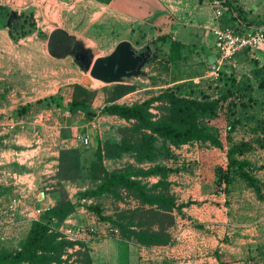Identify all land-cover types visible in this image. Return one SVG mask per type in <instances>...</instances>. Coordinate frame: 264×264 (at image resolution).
Listing matches in <instances>:
<instances>
[{"label": "rangeland", "instance_id": "rangeland-1", "mask_svg": "<svg viewBox=\"0 0 264 264\" xmlns=\"http://www.w3.org/2000/svg\"><path fill=\"white\" fill-rule=\"evenodd\" d=\"M164 5L165 2L161 0H115V2L111 3L112 7H110L109 4L99 0H47V4L44 3L41 7L35 6L38 11L34 17L37 26L44 33V36L38 35L37 32H32L24 36V38H20L16 40V42H12L11 45L15 47L7 48L6 46L0 45V54H2V56L3 54L5 56L8 53L7 51H23L24 48L22 47H25L27 51L39 56L42 52L46 50L48 51L46 48L47 36L49 32L55 28H60L67 34L74 36L83 48V53L79 55L80 57L67 54V56L64 55L66 57L62 56L63 59H53L55 62L52 63V61H50L46 63L43 66L44 68H38L37 72L32 76H29V74H26L24 71H22L23 68L21 64L17 65V70L12 72L13 69H11L9 74H5L1 68L0 100L5 106H0V117H3L4 120L7 121L6 124L1 126H3V128L8 131V124L13 121L16 123L15 127L25 130L26 124L20 123L18 125L14 119L26 115H18L17 108L19 105L14 106L15 103L11 101L12 99H17L20 97V95H22V92L19 93V90L23 91L27 88L34 87L35 89H41L42 91L46 90V92H48L53 89V86H56L54 83L55 81H59L62 78H64L65 82L75 80V83H66V85L60 87V91L64 92V96L68 98L66 102H64V96L61 95V93L56 92V94H54L61 98V105H53V107L59 108L66 105L64 108H68L75 84H80L86 89L94 92V95L90 101V105L91 109L97 113L92 118L99 116V119L93 120L95 132L94 134L90 133L92 138L90 137L91 140H89L87 145H82L79 140V150L84 156V163L87 164L97 143L102 144L106 140H116V136L120 137L119 129L131 125L130 121H120L118 118L111 117L110 115L113 114L99 113V110L103 107V105L111 101L119 105H129L135 102L143 101L152 96H156L160 92L168 90L170 88L168 85L169 80L175 79L174 75L170 78L168 70L163 68V65L165 67V64L163 63L158 64V66L155 63L153 68L149 66L148 72H152L153 69L156 71L153 79L149 77L148 80L137 79V81H134L138 82L135 83V85L123 83L129 81L131 82L133 78H127L126 81L123 79L120 81L121 83L112 82L110 85H106V82L91 77L89 73L90 66L95 58L110 54L115 49L116 45L123 40L130 42L134 49H139L144 45H147V47L151 48L154 52L157 51L155 49V45L152 44V40L157 32V26H154L153 21H150L152 19L151 13L153 12L152 10L154 8H160ZM2 62H7L9 64L12 61L8 59H2ZM37 63L40 64L39 62ZM55 65L57 66L54 67ZM10 67H12V63ZM241 69L244 70V67H241ZM241 69L235 68V73L238 74L239 70L241 73ZM158 70H162V74L161 72H158ZM83 77H88L89 82L84 83L82 81ZM117 84L131 86V89L120 92V94L117 96L114 93L116 88L115 86ZM68 85H72L73 87L72 93L70 94L65 88ZM143 88L145 90H143ZM259 93L260 91L257 90L256 94L258 95H253V101L252 99L245 100L247 102L245 104H249L251 106V109L254 110L252 114L257 115L258 119L264 117V100L261 101L262 98L260 97ZM31 94L36 95L35 90L32 91ZM194 95L200 97L202 92H198ZM214 95L218 96L217 93ZM163 106H166V104L162 100H157L151 104L150 110L152 109L154 111L155 116H160L164 113ZM40 108L46 107H33L31 109ZM239 108L240 107L238 105L237 109ZM57 110L59 111L60 109ZM31 115L33 114H29L27 116ZM200 122L205 126H212L210 125L211 123L209 118H202ZM227 123L225 122L222 125H220V123L217 121L212 123L218 130V135L223 142V150L225 152L230 142V140L227 138L228 135L229 138H231V141H240L241 139H244V137L249 136H252V138L256 137V134H253L250 131L251 128H249V126L241 128L242 132L240 133H238L239 129H236V127L235 130H233L231 133H228L226 130L228 127ZM33 125L39 130V128L34 123ZM105 126H109L108 129L104 128ZM26 129L32 137L31 127ZM43 133L45 132H41L39 130V135L42 138L41 140L44 138ZM257 134H259L257 136L261 138L263 146H260L258 143L254 142L255 151L252 150V152L248 153L250 157L252 156L256 164L259 162L264 163V133ZM260 134L263 136H260ZM75 138L76 140L78 139L77 135ZM33 140L34 139H32L33 145L28 147L29 149L33 147L37 148L35 147ZM194 146L198 149H210V147H214L215 145L208 141H197L195 145L188 144L186 147L185 145H181L179 147L172 146L169 147V149L172 153L175 151V149H177L175 151L177 152L175 153L177 156V161L184 162V160H182L183 157L180 155L181 153L178 150L183 149L184 151L185 148ZM8 147H11V143H9L7 138L4 143L0 144V156L2 154H5V156L8 154L14 157L12 159L14 160L16 152L25 154V149H10ZM37 153L38 152L30 153V159H34ZM221 156L223 161L222 164H225L226 160L223 159V155ZM127 157L128 156L125 155V160L123 161H121L122 158H118L119 160L113 164H109L105 161L109 160V158H103L104 161L102 160V163L107 170H111L113 167L116 168L121 165L126 166L128 164H132L128 162L129 158ZM10 164L18 165L20 163L16 161L0 159V167L9 166ZM23 164H25V162L20 165ZM133 164L136 167L148 168L154 165V162L137 163L135 160H133ZM31 169L30 171L32 172L33 169ZM258 170L261 169H255L254 174L257 176V178H259V180L264 179V169L261 171ZM14 172L17 174L30 173L10 170H6L4 172L2 170L0 171V249L18 248L29 230L31 221L39 217L35 214V209L38 206H47L46 204L43 205L40 203V199L42 198L43 192H45V187L47 185L44 184L35 187V180L32 175L31 180L33 185L31 184V186L16 182L11 176V174ZM85 174L86 173L82 171L81 177L79 179L72 180L75 185L65 183L64 186H59L56 189L59 192V196H66L67 198L76 201L82 197L81 193L84 192V190L94 189L98 182L85 178ZM207 177H209V175H204L203 178L207 179ZM142 179L144 180V178ZM82 187H85V189H79ZM227 188L228 187L225 189L227 190ZM122 192L121 197H115L109 193L93 196L94 199H92L91 202H84L83 204L87 212L90 213L88 215L93 216L94 222L93 225L85 223L82 228L86 229L90 226H93L96 231L95 234H92L93 236H85V240H90V242L94 244V255L97 257L100 256L101 252H103V254L106 252V257L110 263H114L117 260L118 253H120L121 250L123 251L124 248H120L118 243L119 240L122 239L120 232L116 234L111 230V228L116 225H114L107 218H115L117 213L121 210H131V204L128 201L129 198ZM230 192H232V194H226L230 196V200H228V203H226L228 204V210L226 213L228 219L225 225L226 228L224 231V236L221 240L223 243L222 248L224 250V255L222 258L223 261H219L218 258L214 259L215 255L213 252V254H211L210 260L205 264H264V197H260L252 188L246 186L245 182L240 179L234 180L230 188ZM173 193L176 192L174 191ZM262 193H264V186L262 187ZM14 197H20V202L15 211L11 212L7 209V205ZM175 203L177 205H175L174 209H172V211L176 212L175 216L177 219L176 226H173L174 228L172 229L174 239L177 238V235H180L181 231H184L185 237H189L191 233L194 232L199 233L201 230L199 224H195L193 221L183 218L179 211L180 203H178V201ZM89 206L98 207L100 213L97 214L94 210L92 211L89 209ZM136 208L139 209L137 217L149 219H153V217H155L151 213L145 212L146 208H148L147 206H138ZM172 216L174 219L173 214ZM65 228L66 226L61 228L53 225L52 231L59 233V238H63L68 241L81 242L82 244L75 243L73 246H67L62 253L61 258L63 262L60 264H77L79 260L78 258L81 257V254L86 250L88 251V247L83 245L84 240L79 237V234L81 233L87 235L89 233L88 230L79 231L78 229L76 231L69 229L66 232ZM196 241L199 242V239ZM100 244H104V248H98ZM238 247L240 248V251L236 253L235 257H232L231 255L234 254V250L238 249ZM210 250L213 251L214 249L210 248ZM196 251V260H199V258H201L199 255L200 250L197 248ZM79 252H81V254ZM134 252L139 254L138 249L134 250Z\"/></svg>", "mask_w": 264, "mask_h": 264}, {"label": "crops", "instance_id": "crops-1", "mask_svg": "<svg viewBox=\"0 0 264 264\" xmlns=\"http://www.w3.org/2000/svg\"><path fill=\"white\" fill-rule=\"evenodd\" d=\"M161 1L165 2V5L160 8H154L152 10L153 12L151 13L152 19L150 21H153V25L157 26V32L153 40L159 35L167 34L169 35L170 39L181 42L184 46L183 58L174 64L166 63L165 54L167 53L169 47L168 42L152 43L155 45V49L157 50L155 52L151 48H147V45H144L137 50L139 52H148L150 58L147 59V62L142 67L141 74L132 76L133 80H131V82H123L124 84L127 83L130 85H135V83H138L134 82L137 81V79H153L156 71L153 69L152 72H148L149 66L153 68L155 63L157 66L158 64L163 63L165 64V67L163 65V68L168 70L170 78L173 75L175 77V79L169 80L168 85L170 88L168 90L179 92L181 95H194L198 92H202V94H207L210 97H216L214 94H219L220 89L224 84L223 80L220 79L219 76H222L224 73L226 75H235L237 81L245 79L244 77L249 78L254 87L252 97L258 95L256 94V91L258 90L256 89L257 82L255 79H253L252 71L254 70L255 61H257L259 67L264 65V47L262 49L241 51L233 58L224 60L218 66L215 72L211 70L209 63L213 62L216 57L214 34L211 25L214 17V9L219 6L218 0ZM229 1L239 8V14L242 18L231 21V25L236 26L240 31L244 32L264 26V0ZM112 2H115V0H110L106 4H109V6L112 7ZM44 3L47 4V0H0V5L6 6L12 11L20 12L23 10H31L33 11L34 15L38 11L36 7H41ZM233 15L236 16V12H234ZM224 20V16L222 15L219 19V23L224 25ZM12 42H16V40H12L10 38L8 34V28L0 26V45L6 46L7 48L15 47L11 45ZM22 48H24L23 51H7L8 53L5 56L4 54L3 56L0 54V70L2 68V71L5 72V74H9L11 69H13V72L14 70L18 69L17 65L21 64L23 68L22 71H24L26 74H29V76H32L37 72L38 68L43 67L46 63L50 61H52V63L55 62L53 59H63L62 56L56 58L57 56L51 55L47 50L38 56L30 51H27L25 47ZM2 59L11 60L12 67H10L11 63H4L2 62ZM56 66L57 65L54 67ZM241 67H244V70L241 69ZM235 68H240L242 72L240 73L239 70L238 74L235 73ZM161 71L158 70V72ZM124 79L126 81L127 78ZM75 82V80L65 82L64 78H62L59 81H55L54 83L56 86H53V89L48 92H46V90L42 91L41 89H35L34 87V89L27 88L23 91L19 90V93L22 92V95H20V97L17 99H12L11 101L15 103L14 106H22L32 105L36 100L45 98L49 95H54L56 92H59L64 96V92L60 91V87L66 85V83L72 84ZM111 83L106 82V85H110ZM65 88L69 94L72 93V85H68ZM34 90L36 95L31 94ZM143 90L145 89L143 88ZM259 95L262 98L261 101L264 100V93L260 91ZM67 99L68 98L64 96V102H66ZM244 100H246V98H244ZM2 103L3 102L0 100V106H5ZM64 107H66V105ZM64 107L55 108L51 106L28 110L25 113L26 116L14 119L18 125L21 122H24L26 124L25 130L15 127L14 129H8V131H6V129H4L1 125L6 124L7 121L4 120L3 117H0V144L4 143L8 138L9 143H11V147H8L10 149H25L24 152L27 154L29 153V155L30 153L38 152L34 159L24 161L25 164H10L9 166L0 167V171L2 170L4 172L6 170H10L30 172L35 180V187L44 184L47 185L45 187V192H43L42 198L40 199V203L43 205L46 204L49 207L53 206L60 197L58 190H56L59 186H64L65 183L75 185L73 181L69 180H61L60 184L57 185L58 180L56 179L55 174L58 170L60 150L65 148H79L80 144L79 140H76L75 138L76 135H87L89 140H91L92 137L90 136V133L94 134L95 132L93 120L99 119V116L89 119L81 110L71 113L67 111L68 108L66 109ZM57 109L60 110L58 111ZM90 110L94 111L91 109V105ZM236 111V117H238L237 115L242 113L241 108ZM152 112L154 113L153 110ZM243 112H245V110ZM251 112H254V110L249 108L247 113ZM29 114L33 115L27 116ZM110 116L118 118L120 121L125 120L114 114ZM209 120L211 123L210 125L212 126H215L212 124L214 121H217L220 123V125L224 124L225 122L227 123L226 117L223 114L215 116ZM33 123L39 128L41 132L45 133H43L44 138L41 140L40 145L37 146V148L33 147L29 149L28 147L33 145V138L26 128L34 127ZM254 125L255 122L253 120L249 121L243 119L239 124L236 125V129L238 128V133H240L242 132L241 128L249 126V128L252 129ZM108 127L109 126H105L104 128L108 129ZM251 129L250 131L252 132ZM255 134L257 136V133ZM260 136L263 135L260 134ZM251 138L252 136L244 137V140ZM118 139L119 137L116 136V140ZM223 148L224 147L220 148L214 146L210 147V149H198L194 146L185 148L184 151L183 149L178 150L180 151V155L183 157L182 160H184V162L177 161V156L175 154L177 153L175 152L177 149H175V151L172 153V157L162 158L158 161H155V163L163 164L167 168L171 169L167 177L169 181V193L174 195L175 202L178 201V203H180L179 211L182 217L186 220L189 219V221H193L195 224H199V227L201 228L199 233L194 232L191 233L189 237H185L184 231H181L180 235H177V238L174 239L172 229L174 228L173 226H176L177 219L175 216L176 212L172 211L171 213L174 215V222L166 227V231L172 238L170 243L165 245L142 246L139 245L134 239H126L122 237L118 243L120 248L122 247L124 249L123 251L121 250L120 253L117 252L118 261L116 260L114 263H110V261L107 259L106 252L104 254L101 252L99 257L94 255V244L90 242V240H85V236H93L92 234H95L96 231L92 233L88 232L91 235L80 233L79 237L84 240L83 245L88 247V252L92 258V264H205L210 260L211 254H213V252L215 255L214 259L218 258L219 261H223L222 258L224 255V250L222 248L223 243L221 240L224 236V231L226 228L225 225L228 219L226 215L228 204L226 203H228L227 201L230 200V196L226 194H232V192H230V188L233 184L232 183L226 190L225 188L227 186L225 187L224 181L218 182V175H216L219 174L218 171L221 169L224 170L227 167V157ZM248 153H246L244 157L251 161L254 165L259 166L264 164L261 162L256 164L252 156L250 157ZM221 155H223V159L226 160L225 164H222L223 161L221 159ZM121 158V161L125 160V155ZM127 158H129L128 162L133 164L134 159L130 156ZM116 159L117 160L109 159L105 161L109 164H113L119 160L118 158ZM124 166L125 165H121L116 168H122ZM31 167L33 169L32 172L30 171ZM116 168L113 167V169ZM263 169L264 168L261 170ZM204 175H209V177L204 179ZM143 178L144 180H142L144 182L152 184L158 181L159 176L149 175ZM261 181H264V179ZM79 189L83 190L85 187ZM174 191L176 193H173ZM122 193L126 194L125 191ZM128 198V201L131 204V209L141 206L137 199L133 198L132 196H128ZM92 199H94L93 196L81 197L76 201L72 200V202L76 204L75 210L71 212L63 220V222L57 224L55 223L54 225L61 228L66 226V231L69 229L76 231L77 229L83 227L85 223L93 225V216H89L88 214L90 213L87 212L83 206L84 202H91ZM152 227L153 229L158 228L157 225H153ZM198 239L199 242L196 241ZM100 245L98 248H104L105 246L104 244ZM197 248L200 250L199 255L201 258H199V260H196L197 256L195 252L197 253ZM210 248H213L214 250L212 251ZM136 249L139 250V254L134 252ZM239 249V247L238 249H235L233 252L234 254L231 256L235 257L236 253L240 251Z\"/></svg>", "mask_w": 264, "mask_h": 264}, {"label": "trees", "instance_id": "trees-1", "mask_svg": "<svg viewBox=\"0 0 264 264\" xmlns=\"http://www.w3.org/2000/svg\"><path fill=\"white\" fill-rule=\"evenodd\" d=\"M99 1L107 3L110 0ZM218 1L219 6L224 10L222 14L225 19L224 25L242 19L239 8L229 0ZM234 12L236 16L233 15ZM0 26L8 28V34L13 40H18L32 32L44 36L31 10L16 12L0 5ZM157 42L169 44L165 54L166 63L174 64L183 58L184 46L181 42L170 39L167 34L159 35L152 40V43ZM254 65L252 76L257 82L256 89L264 92V65L259 67L257 61ZM219 77L224 84L216 97L207 94H202L200 97L193 94L185 96L173 90H165L156 96L130 105H119L112 101L103 105L99 113L117 115L130 121L131 125L119 129L118 140L97 143L87 164L84 163V156L79 148L61 149L58 170L55 174L57 185L61 180L79 179L81 172L84 171L85 178L97 181L98 184L94 189L84 190L81 193L82 197L105 193L121 197V192L125 191L127 196L137 199L142 207L147 206L145 212L155 217L153 219L137 217L138 208L121 210L115 218L108 217L107 219L119 228L121 236L134 239L139 245L144 246L170 243L172 238L166 227L174 221L171 211L176 205L174 195L169 193L167 179L171 169L155 161L172 157L170 146L179 147L194 141H208L222 148L223 142L219 138L218 130L214 126L203 125L200 122L202 118L211 119L223 114L228 122L226 128L228 133H231L243 119L253 120L255 125L251 129L252 132L264 133V117L258 119L257 115L252 114L253 112L247 113L251 106L245 104L247 102L244 98L254 100L252 97L254 87L250 79L244 77L245 79L237 81L235 75L225 73ZM115 87L114 93L117 96L120 92L131 89V86L122 84H117ZM93 95L94 92L80 84H75L68 111L75 113L81 110L88 118H92L97 113L90 110ZM157 100H162L166 104L163 106L164 113L160 116H155L150 110L151 104ZM53 105H61L59 96L49 95L36 100L32 105L19 106L17 114H25L33 107ZM238 105L242 113L236 117ZM227 138L230 140L225 152L227 167L218 171V182L224 181L229 188L235 179H240L263 198L264 181L257 178L254 170L264 168V164L256 166L244 157L254 149V142L263 146L261 138L256 136L240 141H231L229 135ZM124 155L132 157L137 163L154 162V165L143 168L128 164L122 168L107 170L102 163L103 158L116 159ZM149 175H158V181L152 184L144 182L142 178ZM75 208L76 204L71 199L66 196L59 197L53 206L48 207L38 218L31 221L29 230L18 248L0 249V264L62 263L61 256L65 248L75 243H82L59 238V233L52 231V227L55 223L63 222ZM89 209L97 214L100 213L96 206H89ZM153 225H157L158 228L153 229ZM78 259L77 264H92V258L87 250Z\"/></svg>", "mask_w": 264, "mask_h": 264}, {"label": "built area", "instance_id": "built-area-1", "mask_svg": "<svg viewBox=\"0 0 264 264\" xmlns=\"http://www.w3.org/2000/svg\"><path fill=\"white\" fill-rule=\"evenodd\" d=\"M224 10L217 6L214 9V17L212 22V31L214 34V46L216 49V57L213 62L209 63L211 70L215 72L218 68V66L226 59L233 58L238 53L244 50H254V49H262L264 47V26L252 29L250 31H240L236 26L227 24L223 25L219 23V19L221 18ZM15 122L11 121V123L8 124V129H14L15 128ZM21 124H24V122H21ZM31 134L32 138L34 139L33 142L35 144V147L39 146L41 143V137L39 135V130L36 127H31ZM78 140L83 145H87L89 143V137L87 135H77ZM197 141L183 144H193L195 145ZM172 147V146H170ZM14 157L10 155L2 154L0 156V159H5L8 161H16L20 164H22L24 161L29 160L31 156L27 153L21 154V153H15V159L12 160ZM31 173H12V178L19 183L28 184V186L33 185ZM10 176V177H11ZM224 185V184H223ZM20 202V197H14L11 199L9 204L7 205V209L11 212H14L16 207L18 206ZM49 206H38L35 209V214L37 216L41 215ZM80 230H88L89 233H92L95 231L94 227H88V228H79ZM111 230L118 234L119 228L117 226H113ZM67 232V231H66Z\"/></svg>", "mask_w": 264, "mask_h": 264}, {"label": "water", "instance_id": "water-1", "mask_svg": "<svg viewBox=\"0 0 264 264\" xmlns=\"http://www.w3.org/2000/svg\"><path fill=\"white\" fill-rule=\"evenodd\" d=\"M46 43L48 52L57 57L67 54L78 57L83 53L77 39L60 28L49 32ZM149 58L148 52H138L130 42L123 40L110 54L95 58L89 73L91 77L107 83L120 82L124 78L141 74V69ZM82 81L88 83L89 79L83 77Z\"/></svg>", "mask_w": 264, "mask_h": 264}]
</instances>
